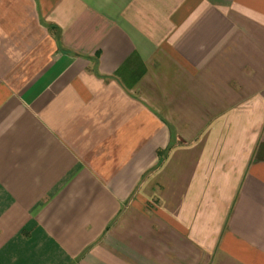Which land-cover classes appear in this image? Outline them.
Listing matches in <instances>:
<instances>
[{
  "label": "crops",
  "instance_id": "1",
  "mask_svg": "<svg viewBox=\"0 0 264 264\" xmlns=\"http://www.w3.org/2000/svg\"><path fill=\"white\" fill-rule=\"evenodd\" d=\"M0 264H264V0H0Z\"/></svg>",
  "mask_w": 264,
  "mask_h": 264
}]
</instances>
